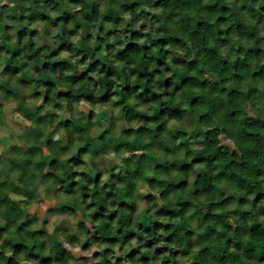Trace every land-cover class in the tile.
<instances>
[{
    "label": "trees",
    "instance_id": "obj_1",
    "mask_svg": "<svg viewBox=\"0 0 264 264\" xmlns=\"http://www.w3.org/2000/svg\"><path fill=\"white\" fill-rule=\"evenodd\" d=\"M5 109L0 264H264V0H0Z\"/></svg>",
    "mask_w": 264,
    "mask_h": 264
},
{
    "label": "rangeland",
    "instance_id": "obj_2",
    "mask_svg": "<svg viewBox=\"0 0 264 264\" xmlns=\"http://www.w3.org/2000/svg\"><path fill=\"white\" fill-rule=\"evenodd\" d=\"M12 111L5 109L4 114L0 118V160L4 162H8V156L3 154V149L5 145H10V143H15L17 140V137L15 133L22 132L24 129V124L15 118L12 117ZM18 152L23 153L25 150L18 149ZM253 166L255 168L262 169L263 168V161L260 159H257L255 162H253ZM128 168V167H127ZM126 169V168H125ZM129 170H124L123 173L119 176V179L122 180L124 183L128 184L129 178ZM35 209V208H33ZM62 217H55L53 221H59ZM53 221L48 224V229H53ZM41 227V226H40ZM65 239V245L68 246V244L74 240H76L75 237H71L69 234L64 235Z\"/></svg>",
    "mask_w": 264,
    "mask_h": 264
},
{
    "label": "clouds",
    "instance_id": "obj_3",
    "mask_svg": "<svg viewBox=\"0 0 264 264\" xmlns=\"http://www.w3.org/2000/svg\"><path fill=\"white\" fill-rule=\"evenodd\" d=\"M54 139H55V140H59V139H60V136H56V137H54ZM128 156H129V153H128V152H124V153H123V158H124V159H126ZM111 158H114V154H113V157H110V159H111ZM115 163H116L117 165L123 166L122 160H116ZM104 179H105V181H107V180H108V177L105 176ZM50 231H51V229H50ZM133 244H135V241H133ZM76 251H79V249L77 248ZM93 251H95V249H93ZM89 254H91V253H89ZM8 255L11 256L12 253L9 252Z\"/></svg>",
    "mask_w": 264,
    "mask_h": 264
}]
</instances>
